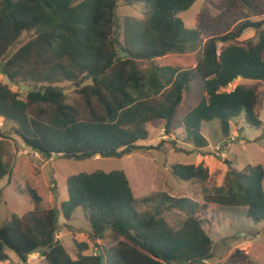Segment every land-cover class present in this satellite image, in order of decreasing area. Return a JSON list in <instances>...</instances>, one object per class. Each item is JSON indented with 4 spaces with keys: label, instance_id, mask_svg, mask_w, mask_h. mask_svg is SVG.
Masks as SVG:
<instances>
[{
    "label": "trees",
    "instance_id": "trees-1",
    "mask_svg": "<svg viewBox=\"0 0 264 264\" xmlns=\"http://www.w3.org/2000/svg\"><path fill=\"white\" fill-rule=\"evenodd\" d=\"M123 1L144 6L148 15L126 16L121 41L115 34L120 0H0V77L32 88L21 96L0 81V119L14 124L15 135L27 147L45 160L77 161L121 159L153 149L141 145L149 139L150 124L162 123L171 134L179 110L192 94L199 101L181 121L198 148L208 146L203 125L218 130L221 142L231 139L232 123L242 115L255 128L262 125L261 0H224L215 11L205 6L193 29L186 28L180 14L197 0ZM237 7L263 18L236 20L232 13ZM228 19L231 22H225ZM221 21L223 30H217ZM248 30L255 36L240 42ZM26 32L33 35L11 52ZM121 52L129 56L122 59ZM194 52L200 57L192 68H153L145 73L139 66V61ZM239 78L257 82L227 91ZM69 83L81 101L70 102L61 87ZM12 173L3 161L0 140V182ZM171 173L185 182L210 177L205 160L200 165L174 163ZM263 182L264 167L249 164L228 171L223 186L195 202L163 191L138 198L123 170L84 172L68 178V200L60 209L48 210L41 209V196L28 187L35 208L0 225V263L8 261L12 251L25 264L37 253L48 264H205L213 258V241L202 214L212 206L245 207L255 224L264 222ZM78 209L91 232L90 242H75L74 257L58 235L59 217L61 213L69 221ZM174 210L187 217L171 224L166 213ZM108 237L110 247L88 253L91 243ZM224 264L254 263L237 249Z\"/></svg>",
    "mask_w": 264,
    "mask_h": 264
},
{
    "label": "rangeland",
    "instance_id": "rangeland-1",
    "mask_svg": "<svg viewBox=\"0 0 264 264\" xmlns=\"http://www.w3.org/2000/svg\"><path fill=\"white\" fill-rule=\"evenodd\" d=\"M223 1L197 0L192 8L180 14V17L186 28L193 29L199 24V15L205 6H209L215 11ZM259 3V12L263 13L264 0ZM147 15L148 9L144 6L126 5L123 0H120L115 34L121 41L123 40V22L126 16L143 19ZM232 15L236 20L249 18L256 21L263 18L255 16L248 9L238 7ZM225 22H231V20L228 19ZM225 22L221 21V27L217 30H223ZM32 35L33 33H24L20 43L14 46L11 52L17 50ZM254 36L255 31L248 30L239 41L245 42ZM254 40H257L256 37ZM221 46L225 47L227 44ZM199 57L200 52L184 55L170 54L153 61H139V66L145 73L153 68L163 67L187 69L195 67ZM0 81L8 84L13 91H18L21 96H25V89L12 85L8 78L2 76ZM256 82L240 78L232 83L227 91L234 90L238 85L250 87ZM61 87L66 90L71 103L81 101L75 93L73 85L62 84ZM260 92L261 108L259 110L262 125L259 128L249 125L242 115L232 123L231 139L221 142L218 130L203 125L202 135L208 141V146L198 148L189 139L181 121L186 112L199 101L198 97L192 94L179 110L178 120L171 134H166L162 123L150 124L149 139L142 142L141 145L151 146L153 149L136 151L121 159L98 157L77 161L55 157L45 160L15 135L14 124L5 123L3 119H0V129L4 133V137H0L2 157L13 172L10 178L6 177L0 182V225L9 221L13 215L23 216L35 208L27 191L28 187L35 189L41 196L40 207L42 210L60 209L61 204L68 200V178L84 172L104 171L108 173L123 170L138 198L147 197L152 192L163 191L176 198H188L195 202L203 201L206 192L212 193L214 188L224 185L228 171H239L249 164L264 167V83ZM216 123L219 125L218 122ZM221 144H224V147L218 152L217 148ZM222 154H224L225 160ZM203 160L208 163L210 170V177L205 182H185L171 173V165L174 163L200 165ZM146 208L145 205L141 207L142 210ZM245 210H247L245 207L212 206L202 214L204 228L213 241V258L205 264H224L237 249L248 254L254 264H264V222L255 224L247 217ZM166 217L171 224H174L187 217V214L174 210L171 213H166ZM65 224L69 226V233L66 232ZM59 229L62 235H58L61 236L65 247L74 257L78 250L75 242H90L91 224L82 209H78L69 221L60 213ZM111 243V237L102 242L91 243L88 253L93 254L98 250H106L111 246ZM8 255L9 260L0 264L21 263L20 258L12 251H8ZM29 260V264H48L42 254L40 256L30 255Z\"/></svg>",
    "mask_w": 264,
    "mask_h": 264
},
{
    "label": "water",
    "instance_id": "water-1",
    "mask_svg": "<svg viewBox=\"0 0 264 264\" xmlns=\"http://www.w3.org/2000/svg\"><path fill=\"white\" fill-rule=\"evenodd\" d=\"M128 56H129V55H128L127 53H125V52H121V58H122V59H124V58H126V57H128ZM90 77H91V75H88V76L84 77V78L81 80V84H83L85 81H87ZM22 87H23L24 89L29 90V91L32 89L31 87H28V86H26V85H22Z\"/></svg>",
    "mask_w": 264,
    "mask_h": 264
},
{
    "label": "built area",
    "instance_id": "built-area-1",
    "mask_svg": "<svg viewBox=\"0 0 264 264\" xmlns=\"http://www.w3.org/2000/svg\"><path fill=\"white\" fill-rule=\"evenodd\" d=\"M223 147V145H219V147L217 148L218 152L220 151V149ZM37 154V153H36ZM39 156V155H38ZM222 157L225 159L224 154H222ZM59 235H62L61 233H59ZM61 237V236H60ZM40 253H37L36 256H40ZM20 264H25V263H20Z\"/></svg>",
    "mask_w": 264,
    "mask_h": 264
},
{
    "label": "clouds",
    "instance_id": "clouds-1",
    "mask_svg": "<svg viewBox=\"0 0 264 264\" xmlns=\"http://www.w3.org/2000/svg\"><path fill=\"white\" fill-rule=\"evenodd\" d=\"M228 89V88H227ZM221 145H223V144H221ZM223 147H224V145H223ZM225 160V159H224ZM62 234V233H61ZM60 237V236H59ZM22 263V262H21Z\"/></svg>",
    "mask_w": 264,
    "mask_h": 264
},
{
    "label": "crops",
    "instance_id": "crops-1",
    "mask_svg": "<svg viewBox=\"0 0 264 264\" xmlns=\"http://www.w3.org/2000/svg\"><path fill=\"white\" fill-rule=\"evenodd\" d=\"M239 79H240V78H239ZM233 139H234V138H233ZM234 140H235V139H234ZM229 145H230V144H229ZM229 145H228V146H229Z\"/></svg>",
    "mask_w": 264,
    "mask_h": 264
}]
</instances>
